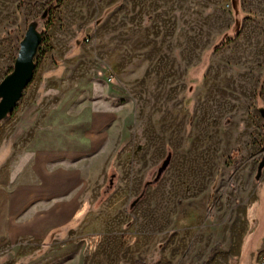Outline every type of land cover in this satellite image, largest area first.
<instances>
[{
  "label": "rangeland",
  "instance_id": "rangeland-1",
  "mask_svg": "<svg viewBox=\"0 0 264 264\" xmlns=\"http://www.w3.org/2000/svg\"><path fill=\"white\" fill-rule=\"evenodd\" d=\"M31 22L43 39L32 81L0 122V170L10 120L41 74L89 88L111 120L77 161L74 217L51 227L39 201L11 217L0 209V264H254L264 0H0V81Z\"/></svg>",
  "mask_w": 264,
  "mask_h": 264
},
{
  "label": "crops",
  "instance_id": "crops-1",
  "mask_svg": "<svg viewBox=\"0 0 264 264\" xmlns=\"http://www.w3.org/2000/svg\"><path fill=\"white\" fill-rule=\"evenodd\" d=\"M64 78L41 74L10 120V155L0 170L4 216L39 201L47 207L43 224L53 227L70 220L79 208L84 177L78 160L89 158L90 132H104L111 114L98 111L89 88L79 89L77 81L64 85ZM80 124L85 125L81 131Z\"/></svg>",
  "mask_w": 264,
  "mask_h": 264
},
{
  "label": "water",
  "instance_id": "water-1",
  "mask_svg": "<svg viewBox=\"0 0 264 264\" xmlns=\"http://www.w3.org/2000/svg\"><path fill=\"white\" fill-rule=\"evenodd\" d=\"M42 39L37 25L29 23L19 42L11 70L0 81V122L13 113L24 89L32 81L36 69L34 59ZM263 166L264 160L259 163L258 172Z\"/></svg>",
  "mask_w": 264,
  "mask_h": 264
},
{
  "label": "built area",
  "instance_id": "built-area-1",
  "mask_svg": "<svg viewBox=\"0 0 264 264\" xmlns=\"http://www.w3.org/2000/svg\"><path fill=\"white\" fill-rule=\"evenodd\" d=\"M111 80V76L108 78ZM254 264H264V250H259L256 255Z\"/></svg>",
  "mask_w": 264,
  "mask_h": 264
},
{
  "label": "trees",
  "instance_id": "trees-1",
  "mask_svg": "<svg viewBox=\"0 0 264 264\" xmlns=\"http://www.w3.org/2000/svg\"><path fill=\"white\" fill-rule=\"evenodd\" d=\"M60 0H56V2L58 3ZM47 20H46V26L50 25L51 24V15H50V12H51V8L49 7L47 9ZM217 47V46H215Z\"/></svg>",
  "mask_w": 264,
  "mask_h": 264
}]
</instances>
